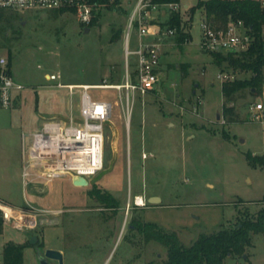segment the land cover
<instances>
[{
  "label": "rangeland",
  "instance_id": "1",
  "mask_svg": "<svg viewBox=\"0 0 264 264\" xmlns=\"http://www.w3.org/2000/svg\"><path fill=\"white\" fill-rule=\"evenodd\" d=\"M128 1L98 9L94 27L80 23L70 10L20 13L22 34L0 42L1 54L8 58L12 51V73L25 88L9 109L0 104V198L16 207L56 211L35 232L4 226L0 264L7 242L23 245L35 236L41 247L26 248L23 264H40V252L48 249L63 251L65 264L162 262L167 248L147 241L135 228L139 224L175 233L189 247L202 234L264 210V170L247 160L248 153L264 157V119L255 112L256 105L264 106V68L260 92L246 89L224 98L225 81L252 75L217 66L202 48L204 13L191 9L211 0H180L176 12L191 41L183 47L175 37L162 41L154 91L131 95L129 103L124 89L87 91L94 101L113 104L105 127L104 170L86 179L88 186L77 187L68 177L39 182L34 192L24 186L16 158L28 152L33 133L47 121H61L60 116L80 118L85 90L76 88L72 95L58 85L120 86L127 69L134 72L137 58L127 55L126 39L137 0ZM171 12L161 7L154 22L164 23ZM139 40L133 29L129 49L137 50ZM224 106L233 109L236 123L224 118ZM152 198L160 202L152 204ZM252 242L243 256H229L225 264H264V236L253 234Z\"/></svg>",
  "mask_w": 264,
  "mask_h": 264
},
{
  "label": "built area",
  "instance_id": "2",
  "mask_svg": "<svg viewBox=\"0 0 264 264\" xmlns=\"http://www.w3.org/2000/svg\"><path fill=\"white\" fill-rule=\"evenodd\" d=\"M176 11L177 5H156L152 0H137L129 19L127 34V55L137 58L135 70L127 69L126 82L120 86H82L85 93L81 98L80 118L71 117L67 122L47 121L33 133L31 145L26 155L23 171L25 186L70 176L90 179L104 170L105 127L111 121L113 104L94 101L87 93L89 89L126 90L127 101L136 94L146 95L155 90L160 82L162 41L175 37L177 30L163 29L161 23L154 22V14L161 7ZM76 10L80 23L89 25L93 19V7L84 0H0V10L18 13L53 11L60 9ZM202 48L207 52L240 54L246 51L251 38L242 22L229 26L226 30H215L203 22ZM133 29L139 33V44L135 51L129 49V39ZM228 81V80H227ZM67 87L72 92L76 87ZM24 86L18 83L12 73L9 59L0 53V104L9 109ZM255 112L264 119V106H255ZM260 118H258L259 120ZM147 158V155H143ZM139 198V197H138ZM138 198H136V203ZM143 199V198H142ZM56 216V212L40 209L30 204L26 207L13 206L0 198V225H9L20 232H35L45 224V217ZM50 223V222H47Z\"/></svg>",
  "mask_w": 264,
  "mask_h": 264
},
{
  "label": "trees",
  "instance_id": "3",
  "mask_svg": "<svg viewBox=\"0 0 264 264\" xmlns=\"http://www.w3.org/2000/svg\"><path fill=\"white\" fill-rule=\"evenodd\" d=\"M93 7V19L89 27H94L101 12L98 9H116L119 7V0H84ZM180 0H152L156 5H178ZM74 11L71 9H60L59 11ZM193 13L201 10L204 13V23L215 30H226L233 24L242 22L251 38L249 48L240 53H214V63L221 67L227 64L228 68L235 72L251 73L250 80H228L222 84L224 98L231 99L233 96L246 89H254L260 92L263 87L264 68V4L257 0H211L201 1L196 8L191 9ZM18 12L0 10V42L9 41V35L19 36ZM163 29H176L175 39L180 47L191 41V35L185 32L182 27L180 15L173 11L167 21L161 23ZM118 31L114 39L119 38ZM174 38V37H173ZM3 47L0 43V49ZM9 64L11 66L13 55L9 49ZM224 118H228L229 124L236 123V114L232 108L223 107ZM247 160L253 167L264 170V157L247 154ZM112 198V197H111ZM244 216V215H243ZM141 234H144L147 241H155L167 248V259L162 262L152 261L148 264H225L229 256H243L246 249L253 245L252 235L262 234L264 236V210L259 211L255 218L244 216L238 223L230 228L223 227L213 234H202L191 246H183L175 233H168L155 224H145L135 227ZM3 230L0 225V235ZM41 244L31 245L30 241L23 245L12 241L4 245L2 264H23V252L26 248Z\"/></svg>",
  "mask_w": 264,
  "mask_h": 264
},
{
  "label": "water",
  "instance_id": "4",
  "mask_svg": "<svg viewBox=\"0 0 264 264\" xmlns=\"http://www.w3.org/2000/svg\"><path fill=\"white\" fill-rule=\"evenodd\" d=\"M188 8V6H186ZM220 118V117H218ZM73 183L77 187H86L88 186V181L83 177H73ZM152 204L159 203L158 198H152L150 201ZM38 242L37 237H32L30 240L31 245H36ZM40 264H65L64 253L61 251L48 249L44 253L40 252L38 256Z\"/></svg>",
  "mask_w": 264,
  "mask_h": 264
},
{
  "label": "crops",
  "instance_id": "5",
  "mask_svg": "<svg viewBox=\"0 0 264 264\" xmlns=\"http://www.w3.org/2000/svg\"><path fill=\"white\" fill-rule=\"evenodd\" d=\"M130 1V0H129ZM128 1V2H129ZM132 1V0H131ZM127 4H132V3H127ZM186 7V6H185ZM74 86V87H76V88H81L82 86H97L98 84H91V85H83V84H68V86ZM59 87V86H58ZM75 88V89H76ZM21 99L22 98V94H20L19 96H18V99ZM81 98H82V95H81ZM17 99V100H18ZM80 107H81V101H80V104H79V111H80ZM59 116H60V114H59ZM61 117V121L62 122H67V121H69L70 119H68V118H66V117H64V116H60ZM74 117V116H73ZM147 155V153H143V155ZM147 158H148V155H147ZM16 161H17V164L19 165V170H21V177L23 178V171H24V166H25V163H26V155H25V152H23L22 153V155H18V157L16 158ZM11 163V162H10ZM65 177H68V178H70L71 180H72V182H73V177H70V176H65ZM23 182H24V179H23ZM37 185H38V183H35V184H33V185H30V186H28V187H26L25 186V182H24V186L26 187V188H29V190L31 191V192H34V191H36V189H35V187H37ZM56 212V211H55ZM63 252V251H62Z\"/></svg>",
  "mask_w": 264,
  "mask_h": 264
},
{
  "label": "bare ground",
  "instance_id": "6",
  "mask_svg": "<svg viewBox=\"0 0 264 264\" xmlns=\"http://www.w3.org/2000/svg\"><path fill=\"white\" fill-rule=\"evenodd\" d=\"M141 198L139 199V201H138V203L140 204V205H143L144 204V202H143V200H141Z\"/></svg>",
  "mask_w": 264,
  "mask_h": 264
}]
</instances>
